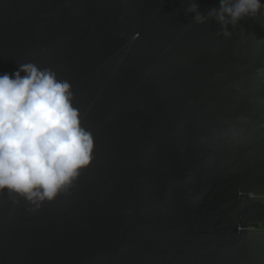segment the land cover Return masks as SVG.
<instances>
[{"label": "water", "instance_id": "1", "mask_svg": "<svg viewBox=\"0 0 264 264\" xmlns=\"http://www.w3.org/2000/svg\"><path fill=\"white\" fill-rule=\"evenodd\" d=\"M190 2L0 0V75L55 73L93 139L55 200L0 193V264H264V15Z\"/></svg>", "mask_w": 264, "mask_h": 264}, {"label": "clouds", "instance_id": "2", "mask_svg": "<svg viewBox=\"0 0 264 264\" xmlns=\"http://www.w3.org/2000/svg\"><path fill=\"white\" fill-rule=\"evenodd\" d=\"M185 11L197 25L214 20L230 38L229 26L264 15V3L220 0L205 15L191 0ZM92 150L68 82L31 63L0 75V193L37 207L51 202L90 164Z\"/></svg>", "mask_w": 264, "mask_h": 264}, {"label": "rangeland", "instance_id": "3", "mask_svg": "<svg viewBox=\"0 0 264 264\" xmlns=\"http://www.w3.org/2000/svg\"><path fill=\"white\" fill-rule=\"evenodd\" d=\"M256 229H259V230H264V225L262 226H258V227H255Z\"/></svg>", "mask_w": 264, "mask_h": 264}, {"label": "built area", "instance_id": "4", "mask_svg": "<svg viewBox=\"0 0 264 264\" xmlns=\"http://www.w3.org/2000/svg\"><path fill=\"white\" fill-rule=\"evenodd\" d=\"M263 3H264V0H263Z\"/></svg>", "mask_w": 264, "mask_h": 264}]
</instances>
